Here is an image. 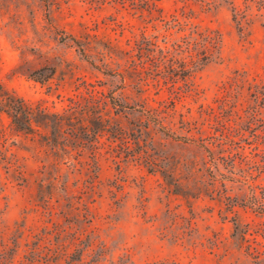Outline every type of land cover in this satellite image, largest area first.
<instances>
[{"label":"rangeland","instance_id":"obj_1","mask_svg":"<svg viewBox=\"0 0 264 264\" xmlns=\"http://www.w3.org/2000/svg\"><path fill=\"white\" fill-rule=\"evenodd\" d=\"M234 12L0 0V83L57 115H0V264H264V15Z\"/></svg>","mask_w":264,"mask_h":264},{"label":"trees","instance_id":"obj_2","mask_svg":"<svg viewBox=\"0 0 264 264\" xmlns=\"http://www.w3.org/2000/svg\"><path fill=\"white\" fill-rule=\"evenodd\" d=\"M226 1L233 5V9L235 10L234 15L236 18L246 17V15L250 12V10H252L254 6H256L259 11H263L264 15V0H243L244 8H237V6L235 5L236 0ZM146 6L147 10L151 11L157 5L156 3H148V5ZM195 28L196 27L194 26V29ZM199 35L201 36V39L198 43L200 44V48H202V51L200 62L198 63V65H205L207 62L219 57L222 38L219 31L210 28H206L200 31ZM190 43L191 42H189V44ZM120 50L121 49L119 48V51ZM157 59H159L157 70L158 72H162V62H164V56H162L161 58L158 57ZM191 61H193V65L196 62L193 59H191ZM193 68L194 66H191L190 64L188 65L189 73L187 78L191 77ZM172 83L173 84L170 86L176 84L175 81H173ZM142 85L145 86L144 83H142ZM185 85H187V92H191L193 90V84L191 83V81H188V79L185 80ZM256 88L257 89L254 90L255 93L264 94L261 89H259L258 87ZM159 89L161 90L162 87H160ZM2 113H6L8 115L15 130L25 134L36 133V131H38L37 126H39V124L44 121L51 122L52 119L56 118L57 116L54 113H44L41 110L39 111V109L35 108L32 104L28 103L25 99L15 93L13 90L6 88L3 84L0 83V115ZM62 131L66 133L65 128H63ZM80 149H83V147H80ZM44 263L49 264V260L45 259Z\"/></svg>","mask_w":264,"mask_h":264}]
</instances>
